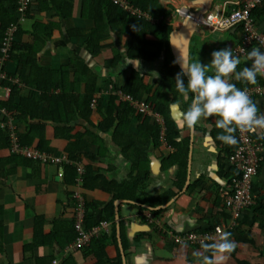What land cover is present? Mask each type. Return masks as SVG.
Returning a JSON list of instances; mask_svg holds the SVG:
<instances>
[{
  "label": "crops",
  "instance_id": "0c3cea01",
  "mask_svg": "<svg viewBox=\"0 0 264 264\" xmlns=\"http://www.w3.org/2000/svg\"><path fill=\"white\" fill-rule=\"evenodd\" d=\"M70 1L73 2V9L71 16L65 20L58 19L53 11L39 12L36 10L31 12L27 20L20 25L23 34L16 39L17 50L23 52V45L32 40L31 33H33L34 22L39 21L44 24L51 21L58 23L59 29L52 30L45 46L38 53V61L41 66L60 71L69 64L71 59H81L96 76L95 84L98 91L95 96L97 99L102 95L109 96L114 90V86H122L130 70H136L141 75H145L147 84H155V78L159 79L158 76H155V73L159 71H157L156 62L128 59L124 47L128 37L123 36L119 40L114 34H111L101 41L103 48L95 57L85 49L83 37H70L68 35L70 30H89L94 26L92 21L81 18L82 1ZM167 1L169 2L166 4L171 3L170 5L173 7L192 12L200 10L204 5L200 4L203 2L197 0L198 3L195 5L188 4L179 7L178 3L191 0ZM238 1L215 0L209 11H215L226 4L227 8L233 9L237 7ZM254 22L257 29L264 33V4L257 9ZM197 34L199 40L204 44L198 46L195 57L204 64L210 62V53L213 50L225 47L232 49L236 46L240 42L239 35H241L238 30L212 32L204 26L198 27ZM195 37L197 40L196 34L193 39ZM209 37L210 42H205ZM14 42H12L9 52ZM216 43L220 44L214 46ZM115 47L121 55V60L116 67L111 64L115 57ZM202 53L204 58L200 60L198 56H201ZM206 57H208V61H205ZM240 61L237 71L251 65L249 60ZM0 65H2L1 71L8 78L9 75L14 76L11 81L14 80L13 83L17 84L23 96L39 100V92L25 87L18 80L21 68L19 62L3 59L2 62L0 61ZM148 75H153V79L150 80ZM68 79L71 82L75 80L73 69L69 70ZM231 82L241 85L240 89L242 90L254 87L256 84L264 85V79L260 76H257V83L254 85L234 79ZM1 86L0 101H5L10 91L7 93L8 87H4L2 84ZM83 90L84 87L81 85L80 94ZM164 93L167 95L163 100L164 105L170 108V105L174 103L173 97L168 92ZM253 101L264 113V98L253 99ZM188 102L189 100L183 98L175 103L178 105L175 111L170 109L171 116L177 125L181 122L184 105ZM41 106L43 117L49 118L48 105L42 103ZM9 116L0 115V130L4 132L10 142L8 151L0 150V158L4 159L8 156L24 158L14 150V144L16 141L18 142L19 135L26 133L27 125L25 122L15 120L10 114ZM8 118H11V122ZM215 119L213 117L203 120L192 130L179 128L181 139L190 138L188 176L182 191H178L175 187L179 164H175L174 160L168 162V156L174 155L176 150L169 147L165 140V123L162 120L164 123L162 146L160 149L153 146L150 148L148 179L136 193V196L150 200L156 204V207L150 205L143 207L134 201L121 200L122 202L118 205L117 222L115 219V201L117 200L114 201L116 239L117 225L119 227V222H123L127 248L124 249L122 244L123 254L118 240L117 248L110 242L105 247L108 259L116 258L117 253H120L123 264H195L193 253L202 252L201 247L178 246L173 243L169 233L204 232L222 226L224 231L231 233L230 239L236 242L237 247L221 264H264V212L263 214L257 212L260 209L264 211V129L250 132L255 143L261 146L260 162L252 184L254 206L243 209L240 216L233 219L232 213L226 206L225 198L232 192L233 176H236L235 171H238L230 164L236 144L229 146L216 139L222 130L215 127ZM90 120L93 125H96L100 121V117L98 114H93ZM69 126L73 130L68 137L84 132L83 129L89 130L88 125L82 121L72 122ZM54 127L51 123H47L45 126V136L49 141L54 138ZM135 127L137 126H131V132H137ZM94 132H96L95 136H89L93 142L88 146V151L92 154L90 160L81 158L79 163H82L84 168L89 164L94 170H99L108 180L117 183L132 182L133 176L136 174L133 172V165L124 159L120 148L114 144L112 133L103 135L99 131L94 130ZM234 135L236 137V133ZM66 145L67 141L63 139L51 141L50 147L55 149V153L58 154L51 156L67 158L64 153ZM26 149L34 150V148ZM31 160L38 163L36 159ZM74 167V165L64 166L61 177L58 176L61 167L52 164L41 165L39 163L33 165L32 168L9 164L5 167L12 172L4 177L5 179L0 178V264H50L51 260L55 258L61 260L60 264H96L97 260L83 249L63 253L67 244L64 247L62 245L73 229L72 194L76 189ZM82 176L84 179L82 193L86 203L107 204L111 199L110 195L96 189L94 181L85 178V169ZM170 190L176 192V196L162 205ZM146 206L153 209L146 208ZM159 209L165 210L163 214L157 217L153 215L154 219L152 220L147 217L148 212L152 214V211ZM36 219L41 221L37 228ZM110 233L111 229L108 234Z\"/></svg>",
  "mask_w": 264,
  "mask_h": 264
},
{
  "label": "trees",
  "instance_id": "16d2710c",
  "mask_svg": "<svg viewBox=\"0 0 264 264\" xmlns=\"http://www.w3.org/2000/svg\"><path fill=\"white\" fill-rule=\"evenodd\" d=\"M81 1V18L92 21L94 26L89 30H70L68 35L70 37H83L85 39L84 47L91 56H97L103 48L101 41L114 34L119 40L123 36L128 37V41L124 45L128 59H140L153 63L163 57V69L160 72L161 77H159L160 81L157 80V84H147L145 75H141L136 70H130L122 86H114L113 90H118L123 95L130 97L135 103H143L144 101L153 111L154 116L150 117L136 113L129 102H121L117 96L102 95L97 99L95 96L98 91L95 84L96 76L81 59H71L69 64L60 71L41 66L38 61V53L45 46L52 30L54 28L59 29L58 23L51 21L44 24L39 21L34 22L33 33H31L32 40L23 45V52L17 50L16 39L22 36L23 31L20 28L21 23L17 22L16 0H0V47L4 41L7 28L11 24L17 23L14 32L15 42L11 51L8 52L9 59L7 61L19 62L21 68L18 80L25 87L39 92L40 98L36 101L31 97L23 96L17 84L11 81L14 76L9 75V78L1 82L4 87L10 89V93L7 100L0 101V109H5L15 120L26 123V133L18 136L20 147L34 148V150L41 153L56 156L57 153H55V149L50 147V143L56 139H63L67 141L64 153L72 163H79L81 158L90 160L92 154L88 151V146L93 142L89 136H95L96 132L94 130L103 135L112 133L114 144L120 148L124 159L132 163L133 172L136 174L130 183H117L106 179L99 170H94L89 164L85 165V178L94 181L96 189L109 194L111 197L107 204L86 203V213L88 212V215L86 214L85 226L90 228L100 221L106 220L111 222V233L108 235L103 234L94 239L89 248L83 249V251H88L97 260L96 264L105 262L123 264L120 253H117V257L114 259H108L105 253V247L110 242L116 248L118 246L113 203L115 200H129L140 203L143 207L145 205L156 207V204L150 200L136 196V193L148 179L150 169L148 153L150 148L153 146L160 149L163 143V126L155 121L156 115L163 118L162 120L165 123V140L168 146L176 150L174 155L168 156V162L174 160L175 164H179L175 180V187L178 191L183 190L187 181L190 138L181 139V131L171 116L170 108L160 102V96L164 92L172 95L174 103L183 99L175 88V77L181 70L171 49V36L178 28L174 26L173 20L170 18L174 17L176 9L172 5L166 4L165 0H126L133 7L157 20V23H151L143 17L131 15L121 10L113 0ZM241 7L237 6L232 10ZM259 7L254 8L253 17ZM72 9L73 2L70 0H32L26 11V20L29 14L36 10L39 12L53 11L58 19L65 20L71 16ZM199 45L200 40L199 43L196 40L192 42L189 63L198 59L195 57V52ZM0 57H2L1 53ZM198 57L201 60V58H204V54L202 53ZM120 60L121 55L119 51H116L111 64L116 67ZM70 69H73V76L75 77L73 82L68 79ZM184 79L186 83L187 78ZM81 85L84 87L82 94H80ZM236 86L238 88L242 87L238 84ZM16 99L18 100L16 101ZM93 101H95V110L91 107ZM189 102L184 105V109L188 107ZM42 103H46L49 107V118L42 115ZM93 114H98L100 117V121L96 125H93L90 120ZM77 121L86 123L89 130L86 128L83 133L68 137L73 130L69 125ZM47 123L55 126L54 138L50 141L45 136ZM132 125L137 126L135 127L137 132H131ZM96 140L98 139L96 138ZM35 142H37L36 145ZM238 144L239 141L237 140L235 149ZM9 148V140L4 132L0 130V150L8 151ZM39 163L45 165L26 157L8 156L4 159L0 158V178H4L12 172V170L5 168L9 164L32 168L33 165ZM235 172L237 175L233 176L232 187L234 179L240 176V173ZM176 194V192L170 190L162 205L174 198ZM164 211L163 209L154 210L152 214L157 217L163 214ZM257 212L263 214L264 211L260 209ZM39 219H36V228L41 223ZM119 228L122 244L126 249L127 240L123 222H119ZM75 236L74 229H72L62 247L71 243Z\"/></svg>",
  "mask_w": 264,
  "mask_h": 264
},
{
  "label": "built area",
  "instance_id": "2783aa9c",
  "mask_svg": "<svg viewBox=\"0 0 264 264\" xmlns=\"http://www.w3.org/2000/svg\"><path fill=\"white\" fill-rule=\"evenodd\" d=\"M16 13L17 22L26 21V11L29 8L32 0H16ZM119 8L131 15H136L138 17H143L151 23H157L156 19H153L148 14L140 11L139 9L133 7L126 0H113ZM237 6H242L240 9L229 10L227 4L223 7L216 9L215 11H208L205 16L201 19V26H204L212 32L219 31H239L241 33L240 42L232 48L233 54L239 57L240 60H248L247 53L253 48H258L264 51V33L260 32L254 22V17L252 13L254 8L264 4V0H239ZM184 9L177 8V13L183 14ZM17 28L16 24H11L5 32V38L0 48L2 57L0 61L8 58V52L14 41V32ZM0 65V88L1 82L8 78L5 73L1 71ZM264 79V76L258 75ZM14 81V80H13ZM16 81V80H15ZM7 93L10 91L8 88ZM248 95L250 98L260 100L264 98V85H255L254 87L247 88ZM118 98L121 102H129L130 105L136 110V113L141 115H147L153 117L154 113L146 103H135L130 97L123 95L118 92ZM92 109L95 110V101H93ZM0 115L9 116L5 109H0ZM10 117V116H9ZM155 117L160 116L156 115ZM11 122V118H8ZM237 140L239 141L238 147L234 149V154L230 158V164L236 168L240 176L233 181L232 192L230 195L226 196L225 203L227 208L232 213V216L238 218L243 209H248L254 206V193L252 189L254 176L257 174V167L260 162L261 146L255 143L249 131L241 132L237 130L236 132ZM14 150L21 154L23 157L28 159H36L43 164H52L61 167L58 176H62V168L66 165H74L73 168L75 176V187L72 194L73 200V229L76 234L75 239L69 243L64 249L63 253L74 252L82 249H86L90 246L91 242L102 236L103 234H108L111 229V223L106 220L100 221L95 226L87 228L85 226L86 220V200L82 193L83 187V173L84 167L82 163H72L67 158L61 159L53 157L51 155L41 153L37 150L26 149L19 146L16 141L14 144ZM149 219H154L153 214L147 213ZM217 228L223 230L222 226H217L213 230L209 231H191L184 233H169L174 244L178 246H188L193 248L201 247V241L211 242V238H215L217 233ZM224 231V230H223ZM60 259L55 258L51 260L50 264H60Z\"/></svg>",
  "mask_w": 264,
  "mask_h": 264
},
{
  "label": "clouds",
  "instance_id": "9594fccd",
  "mask_svg": "<svg viewBox=\"0 0 264 264\" xmlns=\"http://www.w3.org/2000/svg\"><path fill=\"white\" fill-rule=\"evenodd\" d=\"M207 64L197 60L186 63L180 58L181 71L176 74L175 88L188 107L178 128L192 130L203 120L215 117V127L222 130L216 139L225 145L237 143V130L255 132L264 129V113L248 95L247 89H240L231 81L256 84L257 76H264V51L253 48L247 53L251 65L237 71L241 63L229 47L213 50ZM8 60V58H7ZM158 76V73H155ZM187 82L185 83V79ZM178 105L173 103L170 109L175 111ZM218 235L211 242L201 241L202 252H194L195 264H221L237 244L230 239L231 233L217 228Z\"/></svg>",
  "mask_w": 264,
  "mask_h": 264
},
{
  "label": "water",
  "instance_id": "95a60500",
  "mask_svg": "<svg viewBox=\"0 0 264 264\" xmlns=\"http://www.w3.org/2000/svg\"><path fill=\"white\" fill-rule=\"evenodd\" d=\"M215 0H204L203 7L196 11L192 12L190 10L185 11L182 14L183 20L182 24L180 25L179 29L174 31L171 36V49L173 56L180 67V58L184 60V62L189 63L190 59V51H191V43L193 37L195 36L198 27H200L201 19L205 16V14L213 7ZM202 2V0H201ZM235 31V30H233ZM181 70V67H180ZM121 200L115 201V212H116V221L118 222V205L121 203ZM146 208L153 209L151 207L146 206ZM117 240L120 243L122 253V242L121 236L119 232V227L117 225ZM124 254V253H123ZM125 259V256L123 255Z\"/></svg>",
  "mask_w": 264,
  "mask_h": 264
},
{
  "label": "rangeland",
  "instance_id": "374dc122",
  "mask_svg": "<svg viewBox=\"0 0 264 264\" xmlns=\"http://www.w3.org/2000/svg\"><path fill=\"white\" fill-rule=\"evenodd\" d=\"M166 2H169V1H167V0H165ZM198 2H201V0L200 1H198ZM197 2V0H191V1H188V2H184V3H178V5H179V7L180 6H187L188 4H190V5H195V4H197L198 3ZM202 2L203 3H200L201 5L202 4H204V0H202ZM171 4V3H170ZM214 5V4H213ZM223 7V6H222ZM175 9L177 8V7H174ZM197 11V10H196ZM195 11V12H196ZM171 20H173V24H174V26H176V28H178L179 29V27H180V25L182 24V20H183V17H182V15L181 14H179V13H177V9H176V11L174 12V17L172 16V18H170ZM22 22V21H21ZM20 22V23H21ZM27 28H29V26H27ZM177 29V30H178ZM207 35H209V34H207ZM196 36H197V40L196 41H198V43H199V39L200 38H198V34H197V32H196ZM196 39V37L193 39V42H194V40ZM210 37L205 41V42H210ZM204 44V42H202V41H200V46H202ZM220 43H216V44H214V46H217V45H219ZM116 51H118L117 50V48L115 47V54H116ZM111 56V55H110ZM161 61L159 62L158 60L156 61V65L158 66V68H157V71H158V77H161V74H160V72H161V70L163 69V59H160ZM205 61H208V57H206V60ZM148 76H150V80H152L153 79V75H148ZM155 80H156V82H155V84H157V82L158 81H160V78L159 79H156L155 78ZM158 80V81H157ZM108 85V84H107ZM107 87V86H106ZM105 87V88H106ZM117 96L118 97V90L117 91H115V93H114V91H112L111 93H110V95L109 96ZM150 97V96H149ZM161 98H160V102H163V100L167 97V95L165 94V93H163L161 96H160ZM144 102V101H143ZM145 103V102H144ZM164 103V102H163ZM156 119H155V121L158 123V124H160L161 126H163L164 125V123H163V121H162V119L161 118H159V117H155ZM83 131H84V129H83ZM81 133H83V132H81Z\"/></svg>",
  "mask_w": 264,
  "mask_h": 264
}]
</instances>
